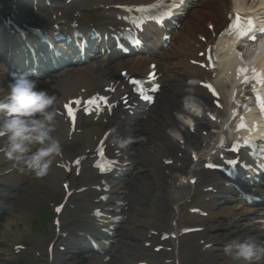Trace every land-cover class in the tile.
Listing matches in <instances>:
<instances>
[{
    "label": "bare ground",
    "instance_id": "1",
    "mask_svg": "<svg viewBox=\"0 0 264 264\" xmlns=\"http://www.w3.org/2000/svg\"><path fill=\"white\" fill-rule=\"evenodd\" d=\"M70 2L65 18L57 19L67 22L66 29L71 31L70 25L74 21L78 23V28L80 26L79 29L81 30L90 22L93 23V27L96 29L105 30L107 25L116 26L122 24L120 21L123 17L129 15L125 13L127 11L118 10V8L152 5L154 3L162 5L165 1L70 0ZM196 2L199 8L192 11V13L189 11L185 13V16H181L182 21L179 23L180 32L172 35L169 51H165L162 54L164 63L166 61L173 63L174 61V65L180 67L179 71L164 76L161 80L164 83L165 91L163 92L162 89L160 97L151 109L148 116L149 119L141 122L144 127L131 129L129 123L123 122L122 124L123 130L129 129V138L124 139L123 145L130 146L131 149L134 147V153L137 156L139 154L142 158L139 161L140 167L136 170V173L141 175L134 174L131 178L126 179L125 182L121 181L122 183H120L119 187L125 191L121 200L128 203L131 197L130 203L132 204L128 212L124 211L126 221L122 227V236L125 238L131 237V234H135V231H137L136 234H141V241H147V232L153 231L159 235L168 220L173 221L175 219L171 213V207H173L175 201L166 193L168 183H172H170V171L167 172L169 168L164 167L166 172L160 170L161 172L159 171V174H156V170H150L146 161L152 167L160 169L162 166L161 158H171L177 152L181 143H184V145L190 146V150L197 154L202 163L212 161L210 152H213L212 155L217 156L219 159L221 155L220 161L214 163L226 168H230L226 161H229L232 157L237 158V156L239 158H247V160L241 159L242 162L246 163L262 164L264 162L263 152L256 153L251 147L253 143L260 140H263L264 143V119L257 101V95L258 97L260 95L264 100V46L260 38L255 36L257 38L256 43L246 47L249 50L255 48L259 51L255 54L253 63L248 64L240 50L247 42H250L249 39L245 38L237 41L233 36L224 34L227 27L233 22L230 17L235 18L238 13H251L257 16L263 14L264 16V0H197ZM53 4L60 5L61 3L54 2ZM105 7L109 11H104ZM185 9L181 11L183 12L182 14H184ZM75 13H77L78 17L75 16ZM106 14L111 17H107ZM179 17V15L176 16L177 22L180 19ZM205 24H211L212 31L206 29ZM45 28L47 32H50L47 27ZM85 30L87 31V29ZM104 32L102 31V33ZM209 50L216 56V59L220 60L216 67H212L209 63L206 54ZM233 54L238 58L234 57ZM109 59H116L114 52L95 55L80 67L64 69L56 73L57 75L53 74L46 80L39 81V83H36V87L38 89H46L50 94L55 95L58 105H60V100L66 98V96L75 97V95L88 94L91 91L104 88L110 83L116 86L119 94L126 93L125 81L120 78L119 73L126 70L127 73L132 75L142 74L145 70L144 59L132 57L116 63L109 61ZM190 62H194L195 65ZM164 63L161 62L156 65L157 74H160L161 71L163 73L166 72L167 64L165 65ZM238 69L246 71L238 76ZM1 70L2 68L0 67ZM254 72L261 76L259 83L256 79L251 78V80L249 77H253ZM8 79V74L0 73V90H3L0 91V95H3V92L6 91L5 86ZM245 80H247L246 83L243 82ZM60 82L62 83L56 85V83ZM161 82L158 83L162 85ZM200 83L210 85L215 90V97L218 99H214L211 93L206 92L199 86L198 84ZM121 88L123 89L122 91L120 90ZM81 89L86 92L84 94L81 93ZM62 94H65V96H62ZM186 96H197L200 98L208 108L207 111L212 115L209 118L211 122L202 123L200 121V124L204 128H215L219 135L223 138L225 137V140L220 138L215 141L206 152H199V146L204 141L201 136H197L192 144V141L189 140L190 137L188 138L185 134L190 123L196 126L198 121L196 115L191 114L181 106L182 99ZM214 102L220 105L218 109L213 108L215 106V104L213 105ZM195 112L198 114L199 110L196 109ZM200 113L204 112L200 111ZM177 114L183 115L185 121L181 122V120L176 118L175 115ZM241 122H243L245 127H239ZM228 123H233L235 127V132L230 137H226L224 134L226 133L224 129H226ZM56 127L55 135L61 140V154L63 157L55 158L53 165L45 176L37 178L31 173L25 172L22 166L17 165L14 167L11 162L0 158V195H4V200L0 197V206H4L8 210V215L0 218V264H14L9 258L2 257V253L7 252V244L9 245L15 241L23 228V226L20 227L22 224L21 220L17 221L15 218L16 215L19 216L24 211L22 209L24 199L30 202L35 196H39L40 199L46 198L51 194L50 192H52L53 188H60V179L66 178L67 180L68 177L59 168L56 170L57 164L61 163L64 157H70L75 152L79 153L85 148L88 149L89 136H92L91 132L99 130V136L103 132L100 123L92 124L82 121L77 124V129L83 128L82 130L86 132L81 137L73 136L75 142L73 145H69L64 141L65 136L63 134H67L66 130L57 121ZM113 130L116 131V127ZM136 131H141L143 134L146 133L148 136L145 135L143 140L149 141L150 144L145 146L138 144L140 141H135L133 138ZM95 135L93 134V137ZM232 142L235 144L240 142V144L234 146ZM123 145H121L122 148ZM228 147L231 149L237 147L238 150L233 152L226 151L225 153V148ZM193 161L192 157L188 159L191 166H193ZM236 168L238 169V167ZM203 170L201 168L198 171L200 176L198 182L191 194L187 195V198L191 199V203L187 205L190 208H200V213H206V215L204 217L190 213L186 215L183 219V224H186L185 229L194 226L200 227V233L194 234L190 230V235L183 238L182 246L190 252L191 257L199 254L204 255V264H250V262L232 261L222 254V248L226 242L233 239L240 241L246 238L250 240L263 239L264 242V226L260 227V223L257 222L259 217L255 213V211H260V209H256L254 212L250 210L251 208L246 209L248 207H246L245 203L235 200L232 193L225 189L224 181L219 175L204 172ZM87 172L90 173L89 170ZM147 176H153V179L150 180L152 183L149 180H144ZM187 179H190V177ZM201 187L202 189L213 187L219 190L218 193L210 195L206 192L203 193L202 190L199 191L198 188ZM131 192L133 193L132 196H130ZM10 193H13V196L6 200V196L11 195ZM209 196L213 198L214 202L205 200V197ZM229 200L235 204L237 202L241 204L236 207L233 204H229L228 207H221L218 204L226 203ZM80 217L84 218L83 216ZM65 223L71 227L79 225L78 221H65ZM102 233L104 232L98 231V235ZM251 234H258V237H251ZM155 240L154 236L150 238V241L155 242ZM137 244L136 247L130 244L129 247L131 249L127 250L124 247L125 242L119 243L124 248L118 245L117 254L121 250L118 256H126L128 252L130 257L128 264H141L138 260L142 259L135 258L133 253H130V250L132 252L133 250L137 251L136 248L141 247L140 244ZM83 249L84 247L76 248L73 244L70 256L66 257L67 254L65 259L61 258L63 260L61 264H89L91 259L87 251H83ZM153 254L152 257L154 256ZM152 257L147 253L144 261ZM190 261L191 264H195L192 262L194 261L193 259ZM94 263L104 264L100 259ZM117 263L118 257L114 256L107 264ZM148 264H159V262L153 257V261H149Z\"/></svg>",
    "mask_w": 264,
    "mask_h": 264
},
{
    "label": "clouds",
    "instance_id": "2",
    "mask_svg": "<svg viewBox=\"0 0 264 264\" xmlns=\"http://www.w3.org/2000/svg\"><path fill=\"white\" fill-rule=\"evenodd\" d=\"M6 91L0 95V157L40 178L62 153L57 135V97L38 89L28 73H8ZM3 91V90H0ZM222 254L232 261L262 264L264 247L230 240Z\"/></svg>",
    "mask_w": 264,
    "mask_h": 264
},
{
    "label": "rangeland",
    "instance_id": "3",
    "mask_svg": "<svg viewBox=\"0 0 264 264\" xmlns=\"http://www.w3.org/2000/svg\"><path fill=\"white\" fill-rule=\"evenodd\" d=\"M2 2H7L1 0ZM9 4V3H8ZM23 8H26V1L22 0ZM43 6L42 1L40 4H38V9L33 13V16H40L45 17L43 12ZM1 7V2H0ZM29 8V7H28ZM47 11V9H46ZM28 13H32L31 9L28 11ZM46 18V17H45ZM48 19V18H47ZM206 25V24H205ZM207 26V25H206ZM178 28V25L176 26ZM209 29V26H207ZM248 52V56H250L251 51L246 49ZM246 53L245 51H243ZM185 108L194 111L196 108L194 106L186 105ZM204 118V116H203ZM202 122H205L202 120ZM64 123V122H63ZM215 132L213 129L209 130L208 133ZM229 132V131H226ZM200 132H195L191 135L192 141L195 139L196 136H198ZM228 134V133H227ZM189 135V136H190ZM204 143H202V149L207 148L209 144L213 140H215L216 134H212L210 137L205 132L202 134ZM135 141H140L139 144H147L149 142H143V137L136 136ZM205 148V149H206ZM183 154V153H181ZM186 156V155H185ZM217 159V158H215ZM150 170H152L151 166L148 165ZM169 168L172 170V186L170 185V188H168V195L170 198H172L175 202L176 208L174 209V221L167 222L166 226L163 227L165 231L172 232V237H169L168 239L159 242V246H161V249L158 253H156V260L159 262V264H191L190 260L195 264H204V255L199 254L197 256L191 257V254L187 249H184L185 247L182 246V240L185 236L190 235H181L182 229H185L186 224L184 222V218L186 217V214L188 212L187 202L185 201V198L187 195H190L191 191L193 190V185H190L188 187L187 180H181L180 176L187 177L188 175L190 177H194L196 179H199L198 171L200 169V162L198 164H195V166L189 165L187 162L185 165H181V163H178V165H170ZM147 174V173H146ZM193 175V176H192ZM83 174L77 179L78 186H82L83 181ZM153 179V176L145 177V180ZM91 180V179H87ZM183 182V183H182ZM81 183V184H80ZM90 183V182H88ZM179 185H184L185 187L180 188ZM51 194L46 198H41L39 196H35L33 200L25 201L24 197V203L22 205V213L19 214V216L16 215V220H21L23 226V230L19 233L17 239L13 242H11L8 246L7 254L12 259L16 260V264H48L47 260V244L55 240L54 237V226H53V218L54 214L52 211V207L55 205H59L62 201L63 193L60 188H53ZM11 195L6 196V200L13 196V193H10ZM0 197L4 200V195H0ZM84 199V194H76L73 196V199L69 201L68 204L65 206L68 207L66 211H64L63 215L61 216L60 220L61 223L65 220H69L71 218H76L78 214V207L82 203V200ZM74 207H72V206ZM52 206V207H51ZM0 216H7V209L1 208ZM44 211V213H43ZM0 217V218H1ZM192 227H190L191 229ZM189 229V228H188ZM123 231V230H122ZM135 231V230H134ZM137 231H135V234H131V237L129 239H126L129 244L136 243L138 239V234H136ZM55 242V241H54ZM12 244H22L24 245V249L20 250V254L16 256H11L12 254ZM57 245V242H55ZM54 245L53 248L56 246ZM183 248H182V247ZM117 253V252H116ZM72 261V260H71ZM54 263V260L53 262ZM51 263V264H52ZM124 263V262H123ZM50 264V263H49Z\"/></svg>",
    "mask_w": 264,
    "mask_h": 264
},
{
    "label": "snow or ice",
    "instance_id": "4",
    "mask_svg": "<svg viewBox=\"0 0 264 264\" xmlns=\"http://www.w3.org/2000/svg\"><path fill=\"white\" fill-rule=\"evenodd\" d=\"M230 19H232L233 22L229 26V28L227 29L226 33H224V34L233 35V37L235 39H240L243 36L248 35V33H250L252 31V28H253L252 18H242V17L237 16L235 18H231L230 17ZM262 31H264V29H262ZM249 38H251V37H249ZM244 71H246V70H244V69H238L237 70V75L238 76L242 75ZM252 78L253 79H256L258 83L260 82L259 81V75L257 73L254 72ZM243 82L246 83L247 80H245ZM205 86L206 87H209L210 91H212L213 94L216 95L215 90L212 89L210 85H205ZM254 94H255V92H254ZM257 101H258V106L261 109V113H262V115H264V103H261L259 101L258 95H257ZM72 103H74L76 105H80L81 104V102L79 100L73 101ZM98 103H99V101L96 100V99H89V100H87L85 102V104H84V111L87 113L90 109L96 110V109H94L93 106L97 105ZM66 110H67L68 116L70 118H72L73 119V122H74V120H75V111L73 110V108L70 105H66ZM239 127L240 128L245 127V125L243 124V122H241V125ZM238 130H239V128H238ZM231 150L232 151H237L238 149H237V147H234ZM97 153H98V155H101L102 156L103 155L102 148H98ZM237 162H238V160H235V159L234 160L226 161V163L230 166V168L231 167H234ZM113 163H114L113 161H107V160H105V162L103 164H101V163L98 162L97 165H95V166L99 167L101 171H106V170H109L110 169V167H111V165ZM245 167H247V166H245ZM258 167L261 170H264V164L258 165ZM226 174H229L230 175L231 172L226 170Z\"/></svg>",
    "mask_w": 264,
    "mask_h": 264
}]
</instances>
